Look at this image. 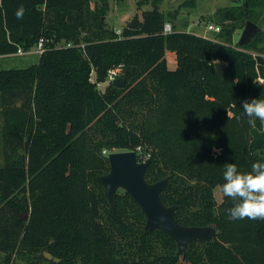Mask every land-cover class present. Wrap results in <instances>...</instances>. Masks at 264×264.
I'll return each mask as SVG.
<instances>
[{"label":"trees","instance_id":"1","mask_svg":"<svg viewBox=\"0 0 264 264\" xmlns=\"http://www.w3.org/2000/svg\"><path fill=\"white\" fill-rule=\"evenodd\" d=\"M163 1L137 0L138 30L118 33L105 21L110 0H0V57L50 42L36 64L0 70V264H264V219L231 220L233 202L214 197L226 163L264 162V126L241 108L264 98V32L234 43L264 0L218 11L217 41L165 35ZM118 67L124 89L107 83ZM119 152L150 159L149 183L172 176L163 203L182 226H214L217 239L177 256L168 234L145 232L126 192L112 208L97 179Z\"/></svg>","mask_w":264,"mask_h":264},{"label":"water","instance_id":"2","mask_svg":"<svg viewBox=\"0 0 264 264\" xmlns=\"http://www.w3.org/2000/svg\"><path fill=\"white\" fill-rule=\"evenodd\" d=\"M132 30H138L137 22L130 26ZM263 30L254 22H247L239 46H245ZM227 67L217 64V72L222 80L226 78ZM118 89L126 87V79L118 78L113 82ZM110 172L100 176L97 182L105 190V195L112 208H115L116 198L122 190L140 206L147 218L145 232L160 230L168 234L177 244V256H183L193 242L213 243L218 236V230L214 226L186 227L176 220L177 206H166L162 200V194L172 180V176L156 183L147 181V170L150 159L145 162L138 158L136 152H119L109 155Z\"/></svg>","mask_w":264,"mask_h":264},{"label":"rangeland","instance_id":"3","mask_svg":"<svg viewBox=\"0 0 264 264\" xmlns=\"http://www.w3.org/2000/svg\"><path fill=\"white\" fill-rule=\"evenodd\" d=\"M238 5L236 0H164L161 6V11L165 15L166 21L177 31H186L193 35H198L212 41H217L218 36L207 30V26L217 24L218 11L232 6ZM150 7H145L144 10H149ZM259 18L257 24L264 32V6L257 10ZM141 13L137 10V0H124L118 3L116 0H110V11L105 18L108 27L116 30L118 33L124 27L130 26L135 21L136 16ZM141 17V16H140ZM246 26V24H245ZM245 26L235 33V45L239 43ZM171 63H174V57L171 53L168 54ZM39 56L26 55L23 57L4 58L0 59V70L9 69H25L38 62ZM218 63L224 64L219 61ZM263 82V80H260ZM0 108V166L4 165V150L2 127L4 125V117ZM214 197L218 204L223 200V193L220 188L214 190Z\"/></svg>","mask_w":264,"mask_h":264},{"label":"clouds","instance_id":"4","mask_svg":"<svg viewBox=\"0 0 264 264\" xmlns=\"http://www.w3.org/2000/svg\"><path fill=\"white\" fill-rule=\"evenodd\" d=\"M23 9L17 12L20 17ZM243 116L255 129L256 121L264 126V98H252L242 103ZM220 191L233 202L228 209L231 220L264 219V162H255L250 171H242L232 162L226 163L222 172Z\"/></svg>","mask_w":264,"mask_h":264},{"label":"built area","instance_id":"5","mask_svg":"<svg viewBox=\"0 0 264 264\" xmlns=\"http://www.w3.org/2000/svg\"><path fill=\"white\" fill-rule=\"evenodd\" d=\"M207 30L214 33V34H219L221 32V27L218 26V25H215V24H211V25H208L207 26ZM173 27L171 24L167 23L165 24L164 26V34L165 35H169V34H172L173 33ZM50 42L48 40H45V39H41L38 44L32 48L30 51L28 52H25L23 51L22 49H19L18 52L16 53V55H13L14 57L18 56V57H23V56H26V55H37V56H42L46 51H47V48H48V44ZM63 46H67V47H70L71 45L66 43V44H62ZM61 45V46H62ZM121 72H122V67H118V68H115V69H112L109 71L108 73V79H107V83L108 84H113V82L115 80H117L118 78L121 77ZM148 158H144L142 159L141 161L145 162Z\"/></svg>","mask_w":264,"mask_h":264},{"label":"crops","instance_id":"6","mask_svg":"<svg viewBox=\"0 0 264 264\" xmlns=\"http://www.w3.org/2000/svg\"><path fill=\"white\" fill-rule=\"evenodd\" d=\"M171 53V52H167L166 53V59H167V62H168V67L171 69V70H175L176 67H177V59H176V56L174 53H171L173 55V59H174V63H171L169 58H168V54ZM4 58H14V56H6V57H0V59H4Z\"/></svg>","mask_w":264,"mask_h":264}]
</instances>
